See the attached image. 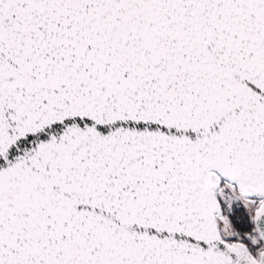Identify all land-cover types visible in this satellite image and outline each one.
<instances>
[{"label": "snow or ice", "instance_id": "6c2138e0", "mask_svg": "<svg viewBox=\"0 0 264 264\" xmlns=\"http://www.w3.org/2000/svg\"><path fill=\"white\" fill-rule=\"evenodd\" d=\"M0 264H264V0H0Z\"/></svg>", "mask_w": 264, "mask_h": 264}]
</instances>
